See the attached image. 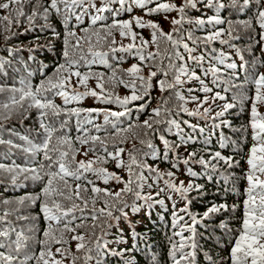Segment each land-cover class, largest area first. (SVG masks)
Here are the masks:
<instances>
[{
    "label": "trees",
    "instance_id": "trees-1",
    "mask_svg": "<svg viewBox=\"0 0 264 264\" xmlns=\"http://www.w3.org/2000/svg\"><path fill=\"white\" fill-rule=\"evenodd\" d=\"M4 2L5 0H0V3ZM159 2L161 0H145V7L142 8L135 3V0H125L123 5L119 3V0H110L106 5L104 0H92V4L84 6L87 9L86 14H83V10L76 9L83 14L82 22H77L74 15L68 20L69 26L76 32L77 37L85 36L82 29L89 30L87 36L92 41L93 51L108 53L106 64L88 63L79 69L82 73L92 74L86 82L87 90L94 89L100 93L95 76L102 73L107 89L103 95L107 96L111 93L108 97L110 100H115L117 97L122 99L130 97L133 93L130 87H125L118 81L122 78L126 83L131 82L132 77L127 70L133 65L141 68L140 75L146 79L150 72L154 71L156 75L151 77V87L143 99L131 101L126 106L130 109V113L120 117L115 128L111 122H105L104 111L89 113L86 110L125 111V108L119 104L105 102L103 98L98 99L89 94L65 105L63 97L54 96V103L61 109L81 111L79 116L61 111L58 116L47 117L45 124H51L57 129L53 134L50 147L57 145V137L63 134L60 131L61 122L67 121L64 131L71 140L72 148L78 149L75 161L71 160L72 153L67 145L59 147L61 150L69 151L70 167L75 169L80 161H94L93 167L106 169L107 173L115 174L121 181L109 179L105 183L101 174L91 170L87 172L80 170L81 179L78 181L71 177L67 178L69 190H74L77 184L81 186L80 195L83 199L76 200L73 196L72 200L64 199L63 203L65 206L76 203L83 208V211L81 212L78 208L74 213L71 227L75 231L64 233V240L67 242L54 244L52 247L53 252L57 247L65 250L63 264L64 261L73 264V257H75V264H172L169 239L173 234V212L184 208L188 201H190L189 210L196 214L198 219L203 217L213 205L227 204V211L221 210L211 214L196 225L198 245L196 264H209V256L215 264H231V248L243 221L244 201L247 198L245 174L248 169L245 156L254 143L251 128L249 127L247 132L243 131V127L249 124L250 102L242 100V97H251L255 94L252 81L257 76L258 64L264 62V50L260 49V43H256L261 29L253 13L255 4L244 11L233 7H225L217 11L215 6H207L206 0H194L195 7L185 9L187 20L175 25L178 31L173 32L172 20L180 19L178 12L160 11L155 14H146L147 9L155 8ZM162 2L181 6L184 0H162ZM229 2L230 0H224L225 4ZM36 3L37 0H31V2L25 0L22 5L24 13L31 15ZM42 3L46 6L50 0H42ZM19 7L21 5L13 4L10 10L0 9V17L8 15L11 11L15 21L16 9ZM100 7H107L108 10L100 13L104 17L103 20L93 24L92 17L97 14L96 9ZM37 11L42 13L43 8L39 7ZM217 15L225 23H208L210 17ZM137 17L145 25L152 22L159 25L164 33H173V38L180 41L179 46L174 47L166 39L159 38V49L156 44H150L145 50L146 53L158 51L159 55L155 60L142 64L134 55L136 49H133L132 53L119 50L115 53L111 52L109 41L112 38L115 39L117 48L121 44L127 46L132 43L130 36L121 37L117 29H112V35L108 37V40L100 39L99 43H96L97 36L93 35V32H99L101 37L105 36L108 26L114 21H131V31L137 34L135 41L137 46L140 45V37L151 41L153 30L147 26H137L135 19ZM250 18L252 27L246 28L242 22ZM64 19L65 13L57 14L54 10H50L47 19H44L43 15H38L31 24L24 16H21L20 22L18 24L14 22L9 31H5L8 27L7 22L0 21V88H3V91H0V140L5 141L0 143V164L9 167L18 165L35 168L40 170L41 175L48 170L50 161L45 159L43 152L25 151L32 145L43 144L47 135L45 128L41 126L40 109L35 106L29 107L32 103L30 97H26L19 104H12L11 101L12 97L19 100L22 95L19 89H25V84H30L35 90L42 82L54 78L58 65L65 62ZM199 20L205 22L199 24L197 23ZM228 21L232 22L234 29L232 35L239 36V39H232L225 31L222 37L205 41L204 38L216 30L228 29ZM221 40L225 42L221 43ZM184 43L192 49L191 53L184 49L182 46ZM81 45L80 51H74V58L79 59L80 56H84L87 61H91L93 57L89 52V45L83 40ZM177 53L183 59H180ZM169 56H171L170 60ZM81 63L84 62L81 61ZM232 63L236 65L235 68L228 67ZM181 67L188 73H194L195 78L191 75H181V83L176 84L175 78ZM113 71L116 74L115 79H109ZM165 72L167 75L164 74ZM160 81H164L165 84L172 83L173 87L161 91ZM135 82L139 91L141 81ZM76 83V78L73 77V87ZM205 87L212 91L205 92L203 90ZM13 88L18 91H11ZM76 90L83 93L86 88L80 86ZM69 91L71 92L72 89ZM216 93L225 97V101L235 104V107L229 109L222 117L216 115L218 108L216 102L208 104ZM46 95L52 97L53 93L48 92ZM234 96L238 97V100L234 101ZM193 97L198 99L193 101ZM206 97L207 103H203L198 108V103L204 101ZM239 98L243 103L239 102ZM140 105H144L143 111L138 110ZM158 107L161 108L160 115L155 116L153 109ZM182 108L188 111L185 112ZM205 108H210L211 111L205 114ZM197 110L199 114H188ZM89 119L92 120L91 124L86 122ZM109 120L115 121L116 118L109 117ZM145 120L152 122L155 131L143 127ZM78 121L81 130H78ZM95 126H101L102 130L96 132ZM85 131L89 136H99L104 143L89 141L81 145L77 138H84ZM161 137L168 141L170 150L165 147ZM8 141L11 143H7ZM141 141L144 142L141 143ZM90 147H93L95 151H89ZM105 147L107 152L104 151ZM117 148L124 149L118 158L123 161L121 167H117V159L107 155V153H115ZM133 149H135L134 152ZM85 152H88L87 156L84 155ZM130 152H133L137 164L158 169L162 178L156 171H149L147 168L133 164L131 178L134 182L130 185L133 191L122 193L123 205L117 204L116 208L112 209L116 219L104 215L95 221L92 220L93 209L98 211L105 207V201L109 204L114 202L112 196H106L103 191L93 192L92 188L108 189L111 193L123 189L130 179L128 171ZM166 152L167 158H165ZM193 152L196 155L189 159V153ZM217 152L223 157H230L232 166L229 167L223 160H214L213 156ZM50 155L55 157L57 153H50ZM201 159L207 161L208 165H215V168L201 163ZM185 160L188 162L185 163ZM236 161H239L238 166ZM174 164L175 167H173ZM41 165L44 167L41 168ZM52 170H56V167L54 166ZM169 172L173 173L171 177L173 183L179 185L183 181L185 188L192 184L200 186L199 189L187 191L185 197H182L179 192L167 186L166 181L169 177L166 174ZM140 174L144 177L143 181L136 179ZM13 176H17L15 184L12 181ZM31 177V172L17 175L16 172L0 171V201H12L8 205L0 204V215L6 209L19 208L20 212L28 217V219L18 220L16 216L19 213H17L8 217L10 223H0V229L14 228L16 230L10 232V240L6 241L7 243L15 240L16 232L19 231H24L31 237L25 248L19 253H13L17 256L14 264H24L25 255L31 256L33 253L38 255L41 249L38 240L43 239V230L48 226L40 211L41 200H37L35 205H29L27 201L25 206L16 203L19 198L40 194L48 179L47 176H44L42 180H33ZM138 184L142 186L137 187ZM137 192L141 193L142 197L151 196V199L145 201L143 198H138ZM233 205L236 206L234 211ZM120 207H123V212L117 210ZM124 213L127 215L125 216ZM180 215L185 214L180 213ZM222 221L227 224V228L221 227ZM30 228L33 231H29ZM75 235L84 237V248L79 251L77 244L80 241L72 239ZM184 235L188 236L189 233L185 232ZM97 238H100V243L107 247L98 249ZM175 239L178 240L179 237ZM189 250L185 249V251ZM56 258L61 259L59 255ZM27 264H36V261L30 260Z\"/></svg>",
    "mask_w": 264,
    "mask_h": 264
},
{
    "label": "snow or ice",
    "instance_id": "snow-or-ice-1",
    "mask_svg": "<svg viewBox=\"0 0 264 264\" xmlns=\"http://www.w3.org/2000/svg\"><path fill=\"white\" fill-rule=\"evenodd\" d=\"M25 0H5L4 3H0V9L10 10L13 4L21 5L18 9H16V19L13 20L11 11H9L8 15H4L0 17V21L7 22V26L5 31L10 30V26L15 22L19 23V17L24 16L29 23H33L35 17L38 15H43L44 19H47L50 10H54L57 14L65 13V50H64V58L65 62L58 65L55 70L54 78H49L45 82H42L38 87L33 90L30 84H25V89H19L22 95L20 96L19 100L15 97H12V104H19L21 103L26 97H30L32 103L29 107L35 106L40 109V119H41V126L45 128L47 133L43 144L39 145H32L31 148L25 149V151L30 152H43L45 159L49 160L50 163L47 166L48 170L41 175L40 170L35 168H26L20 167L18 165L14 167H9L4 164H0V171H8V172H16L17 175L31 172L33 180H42L44 176H47V182L45 186L41 189V193L35 196L28 195L22 198H19L16 203L20 206H25V202L27 201L29 205H35L37 200H41V207L40 211L43 213V217L47 222V228L43 230L42 236L43 239H39L38 243L41 245V249L37 254L33 253V255H25L24 257V264H27L30 260H35L36 264H63V258L65 256V250L62 248L57 247L55 252H53L52 247L54 244H64L67 241L64 240V233L68 231H75L74 228L71 227V224L74 219V213L79 208L82 212L83 208H80L76 203H72L70 206H65L63 203L64 199L72 200L73 196L76 200L83 199L80 195L81 186L79 184L76 185L74 190H69L68 180L66 178L71 177L74 180L81 179V171L85 172L91 170L103 176L105 183L108 182L109 179H115L118 182L120 181V177L116 176L112 173H107L106 169L103 168H95L93 167L94 161H80L75 169L70 167L68 162L69 159V151L61 150L59 146L67 145L68 148L71 150V160L75 161V154L78 149L72 148L71 140L67 136L66 131H64L67 121H62L60 125V131H62V135L57 137V145L50 147L53 134L57 131V129L51 124H45V120L49 115L58 116L61 111L66 113H70L72 115L79 116L81 110L79 109H61L60 106L54 103V96L59 95L63 97L64 104L67 105L73 101H78L82 96L92 95L97 97L98 99L103 98L105 102H113L119 104L121 107L125 108V111L121 112H108L106 110H96V109H88L89 113L93 111H104V119L106 123L111 122L113 127H117V122L119 121L120 117L125 116L126 114L130 113V109L126 106L131 102L139 99H143L144 95L148 93V90L151 87L150 80L151 77L156 75V72H150L149 77L146 79L143 75H140L141 68L138 65H133L130 69H128L129 75L132 77L130 83H126L122 78L119 79L118 83L124 84L125 87H130L132 89V95L130 97L119 98L117 97L115 100H110L108 97L111 96V93H108L107 96H104L107 92V89L104 85V75L97 74L95 78L97 79V88L100 89V93H97L96 90H87V80L91 78L92 74L90 73H82L79 69L83 66H86L88 63H102L106 64L107 60L106 57L108 55L107 52L104 51H93L92 50V41L88 38L87 33L88 29H82L85 33L84 37H77L76 32L72 30V28L68 24V20L71 16H75L77 22H82L83 14L87 13V9L84 7L86 4H92V0H50V3L46 6L42 3V0H37L36 6L33 8L31 15H26L23 11V3ZM27 2H31V0H27ZM110 0H104L105 5L109 3ZM125 0H119L120 4H124ZM207 6L212 7L215 6L217 11L224 9L225 7H233L237 8L239 11H244L251 7L252 4H255V9H253L254 17L256 23L258 24L261 31L259 32V40L256 43H260L264 41V0H230L228 4L224 3V0H206ZM135 3L140 7H145V0H135ZM62 6V7H61ZM94 6V5H93ZM42 7L43 12L40 13L37 11V8ZM195 7L194 0H184L183 5L177 6L175 4L159 2L157 3L155 8L147 9L146 14H155L157 12L163 11L164 13H168L171 11H176L179 13L180 19H173L172 24L174 26L173 32H177L178 29L175 28V25L181 24L183 21L187 20V15L185 12L186 8ZM76 9L83 10V14L81 12H77ZM107 7H100L96 9L97 14L92 17V23L95 24L97 21L103 20L104 17L100 15L107 11ZM131 10L130 8L128 9ZM137 22V26L139 27H150L152 31V39L151 41L145 40L143 37H140V45L137 46L135 41L137 39V34L131 31V21H114L110 26H108L107 34L103 37L100 36L99 32H93V35L97 36L96 43L98 44L100 39L108 40V37L112 35V29H117L120 32L121 37H131L132 43H129L127 46L120 45L117 48L116 41L112 38L109 41V45L111 52L115 53L116 51H125L132 53L133 49L137 51L134 53L140 60L142 64L153 61L156 59L157 53L145 52L147 47L150 44H156L157 49H159V38H164L169 41L174 47H178L180 41L173 38V33H164L160 28L159 25L148 22L145 25L139 17L135 18ZM204 20H199L197 23L203 24ZM208 23L214 24H223L225 21L220 18L218 15L215 17H210ZM246 28L252 27V20L251 18L247 21L242 22ZM229 27L228 29H220L216 30L215 32L209 34L205 37V41L215 40L220 38L224 35L225 31H227L228 35L232 39H239V36H233L232 33L234 29L232 28V22L228 21ZM191 39V36H189ZM73 40L75 41L73 43ZM81 40L84 41L85 44L89 45V52L93 59L91 61H87L84 56H80L79 59L74 58V51H80L82 49ZM225 41L221 40V43ZM185 50L191 53L192 49L189 48L187 43L182 45ZM179 56V54L177 53ZM169 60L171 56L168 57ZM180 59H183L182 56H179ZM191 59H196L195 57H190ZM241 60H243V56H241ZM81 61L84 63L82 64ZM243 66V65H242ZM229 68H235L236 65L234 63L228 65ZM167 75V72L164 73ZM115 71H113L112 77L109 79H115ZM181 75H191L195 78L194 73H188L185 71L183 67L179 70V74L175 78V83H181L180 76ZM73 77L76 78V86L73 87L72 79ZM136 80L141 81L139 86V91L137 90ZM160 90L164 91L166 88L173 87L172 83L165 84L164 81H160ZM252 83L255 87V94L254 96L248 97L245 96V100H251V112H250V120L249 124L243 127V131L247 132L248 128L250 127L252 130V140L254 143L252 144L251 148L248 152V159L247 164L249 165L248 172L245 174L247 179L248 187L246 189V199L244 201V217L241 224V227L237 230L238 234L234 237V243L231 248V264H264V113L259 111V105H264V73H259L253 79ZM80 86H84L86 91L83 93L78 92L76 89ZM69 89H72L70 92ZM205 92H211L210 88L205 87L203 89ZM0 91H3V88H0ZM11 91H18L17 89L13 88ZM52 92L53 96L49 97L46 93ZM198 98L193 97L192 100L196 101ZM221 99L224 100L225 97L221 96L220 93H216L213 97V100ZM233 100H238V97H233ZM243 103V101H240ZM203 103H207V97L204 101L198 103V108L203 105ZM7 107V105H5ZM235 107L234 103L225 102L223 105V110L217 112V117H222L224 114L231 108ZM144 105H140V111H143ZM183 111L187 112L186 108H182ZM161 108L158 107L153 109V113L155 116L160 115ZM210 108H205L204 113L207 114L210 112ZM189 115H196L199 114L197 112H189ZM109 117L116 118L115 121H110ZM87 123L91 124L92 120L89 119L86 121ZM157 123L159 121H156ZM169 123H174V121H169ZM222 123H226L222 121ZM78 130L80 129V123L77 122ZM131 127V125H129ZM143 127L153 129L152 122L149 120L144 121ZM96 132H100L102 130L101 126H95ZM79 143L81 145L89 143L92 141L93 143L96 141H100L102 144L104 143L103 140L97 135L89 136L87 131L84 133V138L78 137ZM165 147L169 150L171 146L169 145L168 141L161 137ZM144 141H141L143 143ZM0 143H5V141L0 140ZM7 143H11L8 141ZM151 147V144H149ZM89 151H95L93 147L89 148ZM104 151L107 152V148H104ZM124 151L122 148H117L115 153H107V155L113 159H117V167L123 166V161L119 160L120 154ZM135 149H133V152ZM133 152L129 153L130 163L128 165V171L130 179L125 183V187L118 192L111 193L108 189H99L96 187L92 188L93 192H101L103 191L106 196L113 197V203L109 204L105 201V207L99 209L98 211L93 209L94 214L91 216L92 220H97L100 216L106 215L108 218L116 219L113 216L112 209L116 208L117 204L123 205V196L122 193H127L133 191L130 185L134 182L131 178L133 176L132 165L137 164L135 157L133 156ZM50 153H57L55 157L50 155ZM88 152H85L84 155L87 156ZM196 154L189 153V159L194 157ZM165 158H167V152L165 153ZM97 159H101L97 157ZM214 160H223L229 167L232 166V159L230 157L226 158L220 155L219 152L215 153L213 156ZM188 160H185L187 163ZM201 163H204L206 166H211L215 168V165H208L207 161L201 159ZM236 165H239V161H236ZM56 167V170H52L53 167ZM138 167L147 168L149 171H156L158 176L162 174L159 173L158 169H153L148 165H139ZM44 166L41 165V168ZM175 167V164L173 165ZM169 177V180L166 181L167 186L171 188L175 192H179L182 197H185L187 191L190 190H198L200 186L196 185L193 186L192 184L188 185V188L184 187L183 181L180 182L179 185L172 182L171 177L173 173L169 172L166 174ZM17 176L12 177L13 184H15ZM136 179L143 181L144 177L142 174L138 175ZM62 182V184L60 183ZM142 184H138L137 187H141ZM163 191V189H161ZM138 198H143L145 201L151 199V196L142 197L141 193H136ZM159 195V193H157ZM42 198V199H41ZM162 202V201H161ZM12 201L10 200H3L0 201V204H11ZM188 201L185 204L184 208L175 210L172 216V229L173 234L172 237L169 239L170 243V258L172 260V264H196V249L198 247L196 242V225L202 222L204 219H207L211 214L217 213L221 210L227 211L228 206L227 204H220V205H213L209 208L201 218H197L196 214L192 213L189 210ZM84 206H87V201H84ZM175 208V205L173 206ZM235 205H233V211L235 210ZM118 211L123 212V207L117 209ZM135 210V209H134ZM19 213L16 218L18 220L28 219L22 212H20L19 208L14 209H6L2 215H0V223H10L8 221V217L14 214ZM180 213H184L185 215H180ZM126 216L127 213H124ZM187 217V219L185 218ZM183 221V223H180ZM190 221V222H189ZM78 227V226H77ZM222 228H227V224L223 221L221 222ZM14 228L9 229H0V249H5V251H0V264H14V261L17 260V256L13 255V253H19L23 248L26 247L27 241L31 239V237L26 234L24 231L16 232V239L12 240L11 243H7L6 241L10 240V232H15ZM29 231H33V229H29ZM189 233L188 236H185L184 233ZM175 237H179V239H175ZM72 239L80 241L77 244V250L79 251L81 248H84L83 240L84 237L82 235H75ZM106 245H102L100 243V238H97V248H106ZM190 249L189 251H185V249ZM91 251V249H89ZM111 251V250H109ZM57 255L61 257V259H57ZM155 260V258H153ZM209 264H215L212 260V257H208ZM73 264H75V257H73Z\"/></svg>",
    "mask_w": 264,
    "mask_h": 264
},
{
    "label": "rangeland",
    "instance_id": "rangeland-1",
    "mask_svg": "<svg viewBox=\"0 0 264 264\" xmlns=\"http://www.w3.org/2000/svg\"><path fill=\"white\" fill-rule=\"evenodd\" d=\"M260 49H263L264 50V41H261L260 42ZM262 50V51H263ZM264 52V51H263ZM259 73H264V62H262V63H259L258 64V66H257V73H256V75L257 74H259ZM215 96V95H214ZM252 96H254V95H252ZM242 100H245L244 99V97H242ZM241 101V98H239V102ZM249 102H250V106H249V116H248V120H250V112H251V100H248ZM214 102H216L217 104H218V108H217V110H216V112H220V111H222L223 110V105H224V103L226 102L225 100H221V99H215V100H213V98H211L210 100H209V102H208V104H212V103H214ZM259 107V111L261 112V113H264V105H259L258 106ZM251 148V147H250ZM249 148V149H250ZM249 149H248V151H247V153H246V156H245V162H246V168L247 169H249V165L247 164V159H248V152H249ZM67 179V178H66ZM247 187H248V183H246V185H245V190L247 189ZM64 264H68L67 263V261H64Z\"/></svg>",
    "mask_w": 264,
    "mask_h": 264
}]
</instances>
